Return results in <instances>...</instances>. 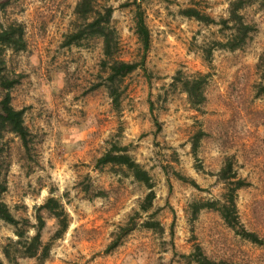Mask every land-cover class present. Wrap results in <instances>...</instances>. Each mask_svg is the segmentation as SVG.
<instances>
[{"label": "rangeland", "instance_id": "obj_1", "mask_svg": "<svg viewBox=\"0 0 264 264\" xmlns=\"http://www.w3.org/2000/svg\"><path fill=\"white\" fill-rule=\"evenodd\" d=\"M76 1L12 0L8 9L26 27L27 48L8 51L7 59L22 76L10 90L11 101L24 108L34 146L28 153L18 136L4 133L0 164L7 188L1 198L15 216L32 221L49 196L68 214L46 259L24 257L17 264H198L197 245L224 264H264V0L244 1L241 13L256 27L247 42L214 49L210 60L204 46L229 29L180 10L194 6L219 21L228 15V0H138L150 45L145 69L127 68L118 79V107L102 85L101 38L63 44ZM127 1L97 0L114 7L116 57L139 62L141 44ZM197 73L206 75V99L194 107L180 80ZM112 144L125 146L150 174L155 195L149 210H140L145 184L127 170L96 164ZM227 160L246 182L236 194L239 220L260 242L236 233L215 209L203 208L192 218L193 202L223 199L229 185L218 172ZM42 215L47 241L57 222L47 211ZM131 216L133 229L107 249ZM147 219L160 228L145 227ZM8 238H16L14 228L0 219V246Z\"/></svg>", "mask_w": 264, "mask_h": 264}, {"label": "trees", "instance_id": "obj_2", "mask_svg": "<svg viewBox=\"0 0 264 264\" xmlns=\"http://www.w3.org/2000/svg\"><path fill=\"white\" fill-rule=\"evenodd\" d=\"M245 0H228V15L220 17L216 21L208 14L201 13L194 6L182 8L180 11L187 17H194L198 21L205 23L221 24L223 28L229 29V34L220 39L212 41V45L204 46V55L210 60L214 49L234 50L242 47L251 34L256 31L254 24L244 19L241 10ZM12 0H0V155L3 152V137L5 132H11L19 137L26 150L34 146V140L28 126L24 122V108L15 107L11 101L10 90L20 83L21 73L10 67L7 59L8 51L18 53L27 48L25 24L17 19L11 18L8 9ZM123 5L131 6L133 10L134 32L141 44V58L139 62H127L116 57L119 49L117 31L111 24L114 7L111 4L99 5L97 0H77L74 6L75 20L72 28L66 34L64 45H80L85 39L99 37L102 40V53L104 59L102 65L105 68L104 87L107 89L114 106L120 103L118 79L125 75L126 69L137 67L145 69V54L150 45V33L145 22L144 9L138 0L125 2ZM263 63L261 59L260 65ZM176 80H179L177 78ZM181 81L182 89L186 92L190 104L194 107L200 106L205 101L204 87L206 75L197 73L191 77H186ZM202 133V132H201ZM201 134L195 137L192 144V151L195 153ZM97 165L109 164L117 166L129 172L139 182L148 188V192L140 204L141 211H147L152 206L154 198L153 182L148 171L138 163L128 152L125 146L112 144L96 161ZM0 164V219L10 224L14 228L15 239L8 238L6 243L0 246V264H17L19 259L24 257L35 258L38 261L46 259L50 253L53 240L59 238L68 226V214L63 204L53 196H49L38 205L35 210L34 221L28 216H15L9 209L7 203L2 200L1 194L6 190V178ZM231 161L227 160L220 168L219 179L225 181L229 186L224 193L222 200L195 201L191 204L192 218L203 208L217 210L223 220L232 227L236 233L253 242H260L257 234L246 230L241 224L236 206L237 190L243 187L246 182L243 178L231 172ZM42 211L49 212L57 222L56 230L52 237L43 241L42 230L45 227V219ZM138 210L135 214H138ZM135 216H131L128 221L121 225L114 234V238L109 243L107 249H112L119 244L120 238L133 229ZM143 225L148 228H160L157 220H144ZM30 230L33 233L30 234ZM194 256L198 264H224L223 261H214L207 258L201 251L199 245L195 247Z\"/></svg>", "mask_w": 264, "mask_h": 264}]
</instances>
